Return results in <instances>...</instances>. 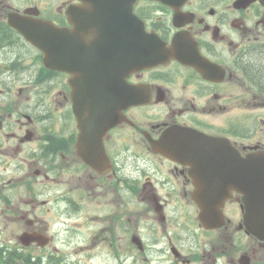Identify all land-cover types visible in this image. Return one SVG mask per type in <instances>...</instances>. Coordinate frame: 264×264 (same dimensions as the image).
<instances>
[{
  "label": "flooded vegetation",
  "instance_id": "obj_1",
  "mask_svg": "<svg viewBox=\"0 0 264 264\" xmlns=\"http://www.w3.org/2000/svg\"><path fill=\"white\" fill-rule=\"evenodd\" d=\"M171 3L98 0L89 16L83 0H0V78L26 92L0 103L9 251L43 261L76 242L74 253L104 247L123 264L149 250L169 254L158 264H264L243 193L213 175L264 153V0ZM10 13L43 21L40 49ZM206 188L231 196L203 225L193 192Z\"/></svg>",
  "mask_w": 264,
  "mask_h": 264
},
{
  "label": "water",
  "instance_id": "obj_2",
  "mask_svg": "<svg viewBox=\"0 0 264 264\" xmlns=\"http://www.w3.org/2000/svg\"><path fill=\"white\" fill-rule=\"evenodd\" d=\"M85 1H89L91 6L100 5L97 4L98 0ZM19 18L20 17L17 15H11L9 18V24L21 33L25 39L40 48L42 41L39 32L42 27V22L37 21L38 24H33L32 27H29L27 26L29 25L28 22L20 20ZM83 20L90 21L95 19L87 18ZM195 139L201 140L202 137ZM217 157L223 159L229 158V160L232 158V156L225 153L217 155ZM234 157L236 156H233V159ZM191 158H197V156H192ZM219 174H222L223 180L218 178L217 180L218 183L222 182L223 187L228 185L232 186L237 183L235 190L245 195V222H247L248 225H251V229L254 233L264 236V154L250 155L245 161H240L237 167L231 163L222 173L218 171L217 174L213 175L216 177ZM229 193L230 189H196L193 197L201 211L199 214L200 220L205 222L209 217L220 215L221 212L218 210V207L223 204L224 199L229 196Z\"/></svg>",
  "mask_w": 264,
  "mask_h": 264
},
{
  "label": "rangeland",
  "instance_id": "obj_3",
  "mask_svg": "<svg viewBox=\"0 0 264 264\" xmlns=\"http://www.w3.org/2000/svg\"><path fill=\"white\" fill-rule=\"evenodd\" d=\"M23 81L9 78H0V89L5 90L4 92H0V103L2 102H11V104L15 103V101H21L26 95V92H23V95L20 97L18 93V89L23 86ZM10 86V89H8ZM3 93H10V96H6ZM16 93L18 95H16ZM263 117V116H262ZM264 138V136H263ZM262 141V140H261ZM264 142V141H262ZM11 224L7 221L6 217H0V246H12L15 239L13 238V234L16 232L10 233ZM74 230H70V237L75 238ZM193 231V230H192ZM64 235V234H63ZM61 239L67 240V238L62 237ZM200 234L198 235L196 232H192L191 244L190 247L186 249L185 253L192 258L199 257V242H200ZM80 243L73 244H64V247L60 248V252L48 260H43L42 264H123L124 255H119L118 253L110 252L104 247H93L87 248L84 251L74 253V248ZM27 254V253H26ZM34 258H42L44 256L43 253L38 251H33L29 253ZM169 257V254H159L153 250H149L147 254L143 257L146 261L142 264H158L157 261H161ZM121 259V261H120ZM190 264H197L193 259H191ZM132 262V263H131ZM124 264H136L134 263V254L127 253L126 254V262ZM162 264H172V261L167 260L162 262Z\"/></svg>",
  "mask_w": 264,
  "mask_h": 264
},
{
  "label": "trees",
  "instance_id": "obj_4",
  "mask_svg": "<svg viewBox=\"0 0 264 264\" xmlns=\"http://www.w3.org/2000/svg\"><path fill=\"white\" fill-rule=\"evenodd\" d=\"M0 264H36L31 261V257H25L24 255L17 253L3 252L0 249Z\"/></svg>",
  "mask_w": 264,
  "mask_h": 264
}]
</instances>
